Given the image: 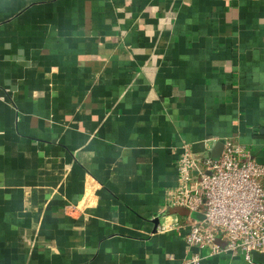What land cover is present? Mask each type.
<instances>
[{
	"label": "crops",
	"instance_id": "1",
	"mask_svg": "<svg viewBox=\"0 0 264 264\" xmlns=\"http://www.w3.org/2000/svg\"><path fill=\"white\" fill-rule=\"evenodd\" d=\"M225 139L264 163V0H0V264H264L167 201Z\"/></svg>",
	"mask_w": 264,
	"mask_h": 264
},
{
	"label": "built area",
	"instance_id": "2",
	"mask_svg": "<svg viewBox=\"0 0 264 264\" xmlns=\"http://www.w3.org/2000/svg\"><path fill=\"white\" fill-rule=\"evenodd\" d=\"M222 144L217 160L182 146L167 201L187 210L183 227L189 249L240 255L251 262L252 251L264 253V163L231 139ZM203 257L193 251L180 264H200Z\"/></svg>",
	"mask_w": 264,
	"mask_h": 264
},
{
	"label": "water",
	"instance_id": "3",
	"mask_svg": "<svg viewBox=\"0 0 264 264\" xmlns=\"http://www.w3.org/2000/svg\"><path fill=\"white\" fill-rule=\"evenodd\" d=\"M223 148V144L220 141H217L211 148L210 150V157L214 160H217L221 151ZM194 218H201L199 215L197 214H193L192 215ZM252 261L253 262H264V253H260V252H256V251H252Z\"/></svg>",
	"mask_w": 264,
	"mask_h": 264
}]
</instances>
